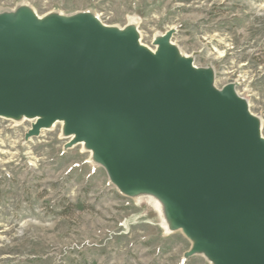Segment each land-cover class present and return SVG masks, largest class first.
Listing matches in <instances>:
<instances>
[{
  "label": "water",
  "instance_id": "obj_1",
  "mask_svg": "<svg viewBox=\"0 0 264 264\" xmlns=\"http://www.w3.org/2000/svg\"><path fill=\"white\" fill-rule=\"evenodd\" d=\"M141 41L135 22L92 12L0 11V119L33 121L25 140L57 123L128 198L160 205L184 255L211 264H264L262 120L213 67L172 42Z\"/></svg>",
  "mask_w": 264,
  "mask_h": 264
},
{
  "label": "rangeland",
  "instance_id": "obj_2",
  "mask_svg": "<svg viewBox=\"0 0 264 264\" xmlns=\"http://www.w3.org/2000/svg\"><path fill=\"white\" fill-rule=\"evenodd\" d=\"M23 4L119 28L134 19L152 49L175 29L172 42L213 67L218 88L238 83L264 135V0H0V11ZM32 123L0 119V264H211L184 258L191 242L154 200L119 193L83 145L65 150L61 123L26 141Z\"/></svg>",
  "mask_w": 264,
  "mask_h": 264
},
{
  "label": "bare ground",
  "instance_id": "obj_3",
  "mask_svg": "<svg viewBox=\"0 0 264 264\" xmlns=\"http://www.w3.org/2000/svg\"><path fill=\"white\" fill-rule=\"evenodd\" d=\"M134 21V19H131V22H133ZM148 198V197H147ZM150 199H152V198H150ZM152 200H154V199H152ZM158 205H159V207H160V209H161V205L156 201V200H154ZM161 211H162V209H161ZM165 226H166V228L168 229V225H167V223L165 222Z\"/></svg>",
  "mask_w": 264,
  "mask_h": 264
}]
</instances>
